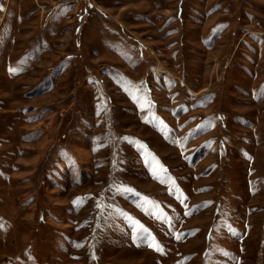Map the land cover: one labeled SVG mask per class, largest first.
<instances>
[{"label": "rangeland", "instance_id": "obj_1", "mask_svg": "<svg viewBox=\"0 0 264 264\" xmlns=\"http://www.w3.org/2000/svg\"><path fill=\"white\" fill-rule=\"evenodd\" d=\"M0 264H264V0H0Z\"/></svg>", "mask_w": 264, "mask_h": 264}, {"label": "snow or ice", "instance_id": "obj_2", "mask_svg": "<svg viewBox=\"0 0 264 264\" xmlns=\"http://www.w3.org/2000/svg\"><path fill=\"white\" fill-rule=\"evenodd\" d=\"M186 215H188V214H191V213H185ZM138 238H141V239H143L144 237L142 236V234H139L138 233ZM177 238L179 239L180 237L179 236H177Z\"/></svg>", "mask_w": 264, "mask_h": 264}]
</instances>
